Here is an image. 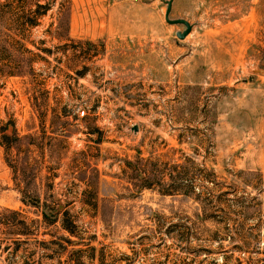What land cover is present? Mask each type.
Returning a JSON list of instances; mask_svg holds the SVG:
<instances>
[{"label": "rangeland", "instance_id": "374dc122", "mask_svg": "<svg viewBox=\"0 0 264 264\" xmlns=\"http://www.w3.org/2000/svg\"><path fill=\"white\" fill-rule=\"evenodd\" d=\"M164 9L161 0H0V218L8 209L22 220L0 223V264H71L42 242L68 234L42 223L34 196L67 210L106 259L138 252L118 264L177 263L191 221L242 224L254 240L232 251V264H264V0H172L168 17L192 25L182 39ZM92 203L113 213L102 221ZM200 206L209 215L196 217ZM170 222L183 225L167 233ZM207 236L188 245L215 248Z\"/></svg>", "mask_w": 264, "mask_h": 264}, {"label": "trees", "instance_id": "16d2710c", "mask_svg": "<svg viewBox=\"0 0 264 264\" xmlns=\"http://www.w3.org/2000/svg\"><path fill=\"white\" fill-rule=\"evenodd\" d=\"M45 9L46 7L43 6ZM90 44V42H88ZM34 206H38L41 216V221L44 225L52 224L55 221L59 222V227L62 228L64 231L67 232L68 235H55L52 238L48 239L47 241H42L45 244L47 243H57L58 248L57 250H61L67 253V259L71 262V264H92L94 260H96L99 264H118L117 261L119 259H124L125 263H129L131 260L134 259L135 255L138 253L136 250L132 251L131 254L119 252L115 255H112L111 253H108V258L106 259L105 253L103 251V248L101 245L98 249L95 247V245L90 243V240L93 239L94 235H91L92 238H87L86 241H84L83 237L80 235H77V232H75L76 225L74 222L70 219L67 210L65 209H57V208H47L43 207L45 204H39L37 196H34ZM20 201L24 204L26 203V199L21 196ZM88 211H91L92 215H98L100 219L103 221V218L106 216H111L113 213V208L110 206H106L104 204H100L99 207L96 205V203L89 204ZM198 210V212H197ZM7 213L11 215L10 219L6 218H0V223L7 225L15 224L16 221L18 223L22 224V220H16L15 214L17 213L15 210H8L4 209ZM147 214L152 215L157 220H160L165 215L159 212L151 211L150 209L146 210ZM194 215L196 217L198 216H206L208 214V210L204 206H200L196 211L194 212ZM186 219L189 220V217L186 216ZM191 221V220H190ZM216 224L213 225V229H199L195 226V223L191 221L189 224H178L177 222H170L168 225L169 230H166V232H173L175 227L183 225V229H185L184 232H181L180 234L181 239L183 240V243H177L176 247L177 250L173 252V262L178 261L175 264H201L203 259L207 256V253L210 252H224L219 257V262L217 261L216 257H211L209 260L205 261L204 264H232V260L230 257L232 256L231 253L233 250H236L239 253H244L254 239L250 237L248 234H250L248 231L243 230L242 224H234L233 227H228L226 224ZM24 230L21 231L23 235H30L33 234L30 230H27L26 226L23 223ZM182 229V230H183ZM229 232L230 234H225V232ZM201 232H206L209 236L205 240H213L215 243V248H211L208 245H205L203 243H196L194 246H189L188 242L191 239V237L195 235H199ZM74 236L75 238L71 239L70 236ZM198 238V237H197ZM58 239V240H56ZM226 240L229 241L228 245L229 248L224 249V246L222 245V241ZM64 241V242H63ZM84 244V247L75 246L70 247L67 249V245H79ZM157 242L155 245H158ZM230 251L228 254L226 252ZM185 253L184 255H181L180 253ZM187 253H191L192 255L190 257H187ZM199 253H203V256L199 258L197 261L195 260V256ZM169 253H166L168 255ZM82 256L86 258V261L81 259ZM235 262L237 264H240V260H238V257H235ZM159 262H153V264H158ZM244 264H252L248 258H246Z\"/></svg>", "mask_w": 264, "mask_h": 264}, {"label": "water", "instance_id": "95a60500", "mask_svg": "<svg viewBox=\"0 0 264 264\" xmlns=\"http://www.w3.org/2000/svg\"><path fill=\"white\" fill-rule=\"evenodd\" d=\"M161 1L165 4V9H164V14H163L164 21L168 24H181L184 28L180 31L178 30L175 31L174 34L178 39L184 38V36L190 31L192 25L183 18H169L168 14L171 9L172 0H161ZM257 72L264 73V69H258ZM136 129L137 128L135 125L131 127V130L133 132H135Z\"/></svg>", "mask_w": 264, "mask_h": 264}]
</instances>
